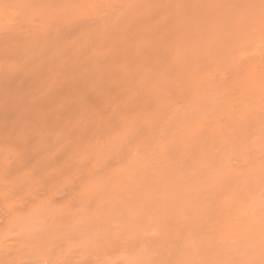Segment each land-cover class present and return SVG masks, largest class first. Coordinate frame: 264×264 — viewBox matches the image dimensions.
<instances>
[{"label": "bare ground", "instance_id": "6f19581e", "mask_svg": "<svg viewBox=\"0 0 264 264\" xmlns=\"http://www.w3.org/2000/svg\"><path fill=\"white\" fill-rule=\"evenodd\" d=\"M0 264H264V0H0Z\"/></svg>", "mask_w": 264, "mask_h": 264}]
</instances>
